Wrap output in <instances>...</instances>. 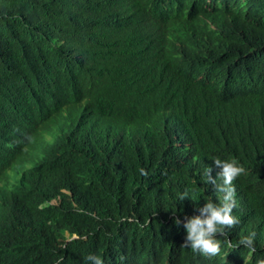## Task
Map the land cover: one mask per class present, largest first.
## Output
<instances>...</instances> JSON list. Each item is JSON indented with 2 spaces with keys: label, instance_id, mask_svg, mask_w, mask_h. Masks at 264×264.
<instances>
[{
  "label": "clouds",
  "instance_id": "1",
  "mask_svg": "<svg viewBox=\"0 0 264 264\" xmlns=\"http://www.w3.org/2000/svg\"><path fill=\"white\" fill-rule=\"evenodd\" d=\"M136 1L115 0L118 17L109 19V3L90 0L99 18L90 24L78 21L61 0L45 40L63 64L35 50L25 53L17 73L9 75L7 106L0 109V214L9 211L14 196L30 205L59 179L56 165L68 164L70 139L114 144L138 132L166 139L171 150L180 152L181 143L171 135L180 138L179 130L187 133L185 149L215 143L216 157H226L213 158L205 169V181L216 195H208L190 212L168 214L157 226L152 224L148 235L73 204L60 214V228L46 252L8 264H80V242L86 239L97 246L86 256L87 264H264V245L255 241H264V211L250 219L261 223H248V235L241 234L239 242L232 243L229 235L239 223L233 181L245 172L241 161L264 147L259 104L264 35L251 36L234 50L226 20L204 13L189 18L181 29H162L138 12ZM211 2L205 0V7ZM129 3H135L130 26L136 27L119 32L120 24H129ZM122 92L140 105L135 122L127 123L115 101ZM104 100L114 109L101 107ZM70 116L67 132L49 129L51 121L61 127ZM30 160L33 164L26 167ZM181 224L179 235L175 228ZM226 235L227 247L244 248L224 249L221 237Z\"/></svg>",
  "mask_w": 264,
  "mask_h": 264
},
{
  "label": "trees",
  "instance_id": "2",
  "mask_svg": "<svg viewBox=\"0 0 264 264\" xmlns=\"http://www.w3.org/2000/svg\"><path fill=\"white\" fill-rule=\"evenodd\" d=\"M62 2L80 22L92 24L99 19L90 0ZM62 2L0 0V109L7 106L6 83L9 75L17 73L15 68L19 67L25 53L37 50L54 58L57 64H63L45 40L46 31L52 28ZM105 2L109 3L108 18L116 19L119 6L115 0ZM134 5L129 3L126 6L125 15L129 24H120L119 32L136 27L130 26ZM136 8L144 18L159 24L162 29H181L189 18L204 13L226 20L234 50L240 49L251 36L264 35V0H212L210 8L205 7V0H137ZM104 19L101 17V20ZM206 35L209 38L216 37L215 34ZM191 43L195 44L193 41ZM71 55L76 57L77 53L71 51ZM191 55L194 57V54ZM115 101L122 105L127 123L135 122L141 110L136 98L122 92ZM259 104L264 128V93L259 95ZM101 107L111 110L114 104L104 100ZM68 144V164L64 161L57 163L59 179L47 186L40 199L28 205L19 201L16 195L10 200L9 211L0 214V264H8L13 260L26 262L25 259L46 252L51 237L60 228V214L73 204L93 208L99 219L115 218L130 230L148 235L152 224L157 226L168 214L190 212L208 196L206 187L209 186L204 184L205 169L216 157L215 143L202 142L189 146L185 153L173 152L168 140L150 138L138 132L132 137L124 136L114 144L83 143L73 138ZM241 162L245 172L233 182L239 186L244 197L238 200V217L241 224L245 225L242 233L234 228L238 225L231 228L230 237L244 233L248 235V223L254 226L261 223L260 220L255 222L250 219L264 211V147L251 151L248 158ZM183 195L187 197L180 200ZM52 200L57 203L52 204ZM247 202L249 207L245 208ZM95 221L91 219V222ZM231 239L232 243H236L233 237ZM255 241L264 244L260 240ZM235 247L223 248L229 250ZM96 251L93 240H82L80 264H87L86 256Z\"/></svg>",
  "mask_w": 264,
  "mask_h": 264
},
{
  "label": "bare ground",
  "instance_id": "3",
  "mask_svg": "<svg viewBox=\"0 0 264 264\" xmlns=\"http://www.w3.org/2000/svg\"><path fill=\"white\" fill-rule=\"evenodd\" d=\"M175 126H176V124H175ZM94 129V128H93ZM118 129V128H117ZM170 132V131H169ZM180 132H182L181 133V135H179L180 136V138H176V136L175 137H173L176 141H178L179 143H181V147H182V149H183V152L185 153V148H184V146H183V143H185V138L187 137V133H184L183 131H180L179 130V132H178V134H180ZM173 136H174V134H172ZM173 152H174V150H173ZM253 157H254V154H253ZM262 157V156H261ZM259 158V157H258ZM249 159H252V158H249ZM254 159H255V157H254ZM187 161V160H186ZM118 162H119V160H118ZM250 162V161H249ZM187 163V162H186ZM247 163V162H246ZM253 163H255V162H253ZM119 164H122V163H119ZM118 164V165H119ZM188 164H190V162L188 163ZM250 164V163H249ZM252 164V163H251ZM258 164V163H257ZM256 165V164H255ZM263 165V164H262ZM264 167V166H263ZM120 170V169H119ZM248 171V170H247ZM120 172V171H119ZM264 173V172H263ZM248 174V173H247ZM252 176V175H251ZM256 177V176H255ZM259 179V178H258ZM247 180V179H246ZM250 181V180H249ZM263 182V181H262ZM234 183V182H233ZM254 183H255V181H254ZM208 184H210V183H208ZM259 184V183H258ZM257 184V185H258ZM207 185V184H206ZM235 185V184H234ZM253 185V184H252ZM261 186V185H260ZM255 187V186H254ZM242 192V191H241ZM241 192H240V188H239V186L238 185H236L235 186V193H236V201H238V200H243L244 199V197H243V195H241ZM257 192V191H256ZM256 194V193H255ZM260 194V193H259ZM209 195H211V196H213V195H216V193H214V191L212 192V194H209ZM260 195H262V194H260ZM207 196V195H206ZM264 196V195H263ZM258 198V197H257ZM260 198V197H259ZM207 200V198L204 200V201H202L201 203H204L205 201ZM258 201V200H257ZM264 201V200H263ZM255 202H256V200H255ZM255 202H253V203H255ZM259 202V201H258ZM260 202L262 203V201L260 200ZM259 202V203H260ZM252 203V204H253ZM260 203V204H261ZM238 204H240V203H238ZM245 204V203H244ZM251 206H253V205H251ZM249 207V204H248V202L246 203V206H245V208H248ZM258 207H259V205H258ZM253 209H254V207H253ZM263 209V208H262ZM241 210V209H240ZM249 210V209H248ZM255 210V209H254ZM245 211V210H244ZM251 211V210H250ZM243 212V211H242ZM258 213V212H257ZM256 213V214H257ZM249 214V213H248ZM248 214H247V216H248ZM252 214V213H251ZM259 214V213H258ZM254 215H255V212H254ZM251 216V215H250ZM183 218V217H182ZM248 218H250L249 216H248ZM252 219V218H251ZM244 220H246V219H244ZM243 220V221H244ZM246 223V222H245ZM236 225H238V226H235L234 228L235 229H238L239 231H241V233H242V229H244V225L245 224H241V220H239V223H237ZM176 228H178V229H175L176 230V232H177V234H179V235H181L182 234V231L184 230V228H183V226H182V224L181 225H177L176 226ZM230 235V234H229ZM231 237H233V239H235L237 242H239L241 239H240V237L238 236V235H231ZM120 239H122V237H120ZM221 241H222V246L224 247V246H228L229 245V242H230V240H229V237L226 235L225 237H221ZM225 241H227V242H225ZM261 242H264V241H262V240H260ZM263 244V243H262ZM232 245H235V244H232ZM264 245V244H263ZM124 248H126V246H124ZM226 249H228V248H226Z\"/></svg>",
  "mask_w": 264,
  "mask_h": 264
},
{
  "label": "rangeland",
  "instance_id": "4",
  "mask_svg": "<svg viewBox=\"0 0 264 264\" xmlns=\"http://www.w3.org/2000/svg\"><path fill=\"white\" fill-rule=\"evenodd\" d=\"M81 106H82V103L81 104H79L78 105V111H79V109H81ZM69 108V106L68 107H66V109H65V114H66V116L68 115V113H67V109ZM71 111H72V116L73 115H77V113H78V111H76L75 110V108H72L71 109ZM71 120H72V117L70 116V117H68V118H66L65 120H64V124L60 127L59 126V123H56V122H50V124H49V129L51 130V131H53V132H55L56 134H62V133H64V132H67L68 130H69V128H70V126H71ZM33 164V161L32 160H30L29 162H28V164L26 165V167H29L30 165H32ZM20 174V173H19ZM18 174V175H19Z\"/></svg>",
  "mask_w": 264,
  "mask_h": 264
},
{
  "label": "water",
  "instance_id": "5",
  "mask_svg": "<svg viewBox=\"0 0 264 264\" xmlns=\"http://www.w3.org/2000/svg\"><path fill=\"white\" fill-rule=\"evenodd\" d=\"M214 158H220V159H225L226 157H223V156H220V157H214ZM216 168V167H215ZM217 169V171H218V168H216ZM47 174H48V172H47ZM44 180H46L45 178H44ZM204 184H207L208 186H209V188L208 187H206L207 189H208V195L209 194H212V192L213 191H215V189H214V186L213 185H211V184H208V181L206 180L205 182H204ZM236 186V185H235ZM252 233H254L253 231H252ZM257 237H255V239H256ZM229 253V252H228Z\"/></svg>",
  "mask_w": 264,
  "mask_h": 264
}]
</instances>
